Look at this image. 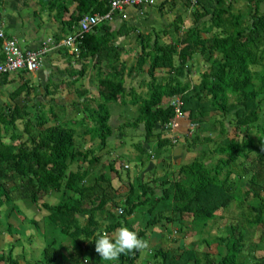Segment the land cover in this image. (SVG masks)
I'll use <instances>...</instances> for the list:
<instances>
[{"label":"trees","instance_id":"trees-1","mask_svg":"<svg viewBox=\"0 0 264 264\" xmlns=\"http://www.w3.org/2000/svg\"><path fill=\"white\" fill-rule=\"evenodd\" d=\"M72 1L76 3L75 9L63 20L67 10L64 1L37 0L42 7L55 12L65 33L72 32L83 15L106 12L110 0ZM236 1L186 0L188 6L195 7L192 24L180 34L183 19L176 16L169 24L173 27L171 32L166 27L161 30L162 35L169 36L168 41L161 40L158 32H137L139 51L130 65L122 59V46L113 41L134 28L125 21L118 26L100 23L79 38L76 56L89 62L80 69L72 70L73 66H69L67 70L81 77L89 64L95 70L98 90L96 96L81 90L77 95L83 101L73 105L82 113L79 122L85 125L83 133L98 140L100 148L106 146L107 138L113 134L108 102L137 106V115L119 125V130L124 136V126L142 124L144 140L135 147L147 160L150 153L146 145L151 140L157 141L158 148L172 145L169 138L161 137V132L174 113L164 100L175 94L183 100L186 118L196 124L189 135V145L202 144L199 154L181 164L171 178L166 175L153 181L158 182V188L139 177L129 183L121 213L106 207L110 200L113 208L119 202L115 199L117 188L111 181L114 176L120 180V172L112 161L101 168V155L91 147H78L74 130L67 123L46 125L48 117L44 113H37L33 122L30 112L21 110L19 105L0 110V207L9 203L13 212L17 198L27 197L35 203L42 193L73 192L54 206L42 204L50 211L45 222L51 223V229H58L60 239L51 237L35 264H72L62 252L65 237L71 239L70 246L74 248L71 257L80 264H135L142 250L121 254L117 262L101 260L95 252L97 235L125 225L146 240V227L162 228L168 222L178 223L179 235L174 236L179 239L168 232L167 240L173 243L166 240L165 244L160 239L148 248L144 263L264 264V248H260L263 254L257 258V244L244 240L239 219L227 223V235L218 236L217 256L207 249L198 251L180 243L189 228L196 231L198 224L207 225L208 220L224 215L219 212L228 211L232 204L249 225L259 229L258 242L264 243V0H242L244 5L234 12ZM197 52L207 55L208 65L201 70L199 81L193 83L189 74ZM133 71L142 76L138 86L146 88L141 91L125 83V77H132ZM157 71H165V80ZM21 118H25L24 138L14 128ZM203 124L206 135L200 137L197 130ZM229 127H234L241 137L228 135ZM210 141L215 145L209 151L203 144ZM75 161L76 169L72 170L71 163ZM140 207H145L149 218L144 229H135L127 217ZM98 210L112 220L104 229L98 226ZM80 213L87 216L84 224L77 218ZM190 222L196 225L191 226ZM177 241L178 246H171ZM203 241L209 245L207 238ZM84 250L86 256L82 258ZM11 251L10 248L7 254H0V260L17 264Z\"/></svg>","mask_w":264,"mask_h":264},{"label":"crops","instance_id":"crops-1","mask_svg":"<svg viewBox=\"0 0 264 264\" xmlns=\"http://www.w3.org/2000/svg\"><path fill=\"white\" fill-rule=\"evenodd\" d=\"M62 1H64V5L67 8V10L63 14V20H66L69 18L72 11H74L76 3L73 2L72 0H62ZM159 1L160 2L158 3V5L163 6L165 2L172 1V0H159ZM133 9H134L133 13L130 14L128 12L127 19H124V20L114 19L109 24L118 26L119 23H121L122 21H125L126 23L129 22L127 24L134 27L131 30H129V33H131L132 31L140 32V29L136 28V26H138L140 23L142 24L148 21L149 19H151L153 14L150 15L149 13L144 11V6L133 8ZM146 16L148 19L145 18ZM0 30H2L7 37H13L14 39H16V42L22 49L38 48L39 46L42 45L43 42H45L49 38H53L54 42H58V40H61L65 35L68 34V33L63 32V27L60 21L55 18V12H51L49 11L48 8L42 7V5L37 2V0H0ZM46 30H49L50 32L47 33L46 35L41 33L43 31L46 32ZM145 33L150 34L151 32L147 31ZM118 38H119V35H118ZM1 45H2V39L0 38V58H1ZM126 53L127 52L124 51L123 55H126ZM87 60L88 59H81V58L79 59L76 55L70 54L63 46L52 47L51 45V49L44 55L43 62L37 70L32 71V72L22 70V71L10 73V74H5L0 77V110H9L19 105L21 110L30 112V117L33 122H35L37 113H44L48 117V123L46 125H51L52 123H55V122L67 123L68 121L71 120L70 121L71 126L69 127H71L74 130L75 144L82 149L83 146L76 142V133H78L79 131L76 132L75 130V125L81 124V122H79V119L82 116V113L81 112L78 113L77 110L75 109V111L77 112L79 116H73V117L62 119L60 115L64 113H69L71 111L70 105L75 108L73 103L77 102L76 101L78 97L77 94L81 90L83 89L87 90L85 94L91 96L89 94L90 93V86H89V81H90L89 75L90 74H87V73L89 69H92V70L94 69L89 67V69L87 70V73L82 75L81 77H78V74H75L74 72L70 71V69L69 71L67 70L69 66L70 67L73 66L72 70L80 69L82 64L84 63L86 64V62H89ZM127 65H130V64H127ZM91 75H93L95 78V70H94V74H91ZM133 76L134 74H132V77ZM95 81H96V78H95ZM73 96H75L76 98ZM79 101L80 102L83 101V98H80ZM167 101L168 99L164 100V102L166 103ZM53 110L54 112H52ZM24 119L25 118L16 120L15 126H14V128H16L15 132L21 133L23 138L26 137V133L23 129ZM73 119L75 120L74 124L72 123ZM189 126H190L189 120L185 118L184 120H182L181 127L179 128V130L177 131L168 130L170 131V133L166 134L165 137L171 140L170 137L172 136L175 137V135L177 134L179 136L181 134L186 135V132ZM18 127L21 128L20 131H17ZM83 131H84V128L81 127V131L79 132V134L81 133L80 139L83 138L84 136L86 140H91L90 136L88 134H84ZM11 133L12 132L10 131L8 135L9 137ZM8 136L6 138H8ZM110 137L111 136H109V138ZM186 138L188 137L186 136ZM92 142H95L93 146H96L95 152L97 153V151L100 148L98 147L99 142L96 139L92 140ZM171 143L172 145L174 144L172 140H171ZM105 149L106 147H103V148H100L99 151L103 150L104 152ZM200 149H201L200 145H198L197 150L196 148L190 147V149H186L187 151H190V152H185L186 154H184V152H179L178 158L182 159L184 156L187 158L188 154L192 153L193 155L192 159H193L196 155H198V152L200 151ZM151 152L152 151L149 150V153ZM100 153L101 152H99L98 154ZM109 155H111L109 156L111 159H114V161L112 160L113 167L117 169L119 167H122L128 170L126 173L127 177L123 176L124 180L123 179L118 180L121 183V185L120 183L117 185L114 184L115 182L114 180L117 179L116 177L112 178V181H111V185L114 188H117L119 185H120V188L122 187L120 189L122 190L121 193L117 195L115 194V197H116L115 199L119 201L118 206L113 208L112 203H111L112 200H110V202H108L106 205V207L113 209L114 211L120 213L119 208L122 209V207L124 206L123 201L128 192L129 183L134 182V180L137 177H139V175H140L139 178L143 179L144 175L146 176L148 171H155L153 170V168L155 167L154 166L155 164H153V162L151 161L142 162L141 166L139 167L140 172L137 175L133 176L134 173L132 170V166L134 165V163H137L136 160L134 162L133 161L129 162L126 159L116 160L115 159L116 154L110 152ZM135 156L136 155H134V157ZM102 157L103 156H101V159ZM152 157H153V154H150V158ZM170 157L172 156L170 155ZM76 163H77L76 161L71 163L70 168L72 170L76 169ZM86 165L87 164H85V166ZM103 165L104 164L102 163L101 166ZM124 165H127V167H125ZM178 165L180 166L181 163H179ZM96 169L94 170L95 172H96ZM130 172L132 176H129ZM142 182H145V181H142ZM10 187H13V185H11ZM66 191H68L67 194L69 195L73 194L71 190H66ZM56 192H59V191L42 193L40 195V198L38 199V201L33 204L34 205L33 209H35V211L37 209V213L34 212L35 219L27 217V214L25 213V212H28L29 206L25 208L22 207V206H25L23 201L27 197L17 198L13 201L14 205L21 206L25 210V212L23 211V213L25 214V217H24V220H22V222L20 221L15 222V220L11 217L12 214H10V217H9L10 224H8L7 227H4V229L5 230L11 229L13 223H17L18 225L23 223V225L25 226L24 233L30 230L28 231V234L29 236H31L28 239L26 235L24 236L22 235L21 237H24V239L28 241L25 245L26 248L19 249V252L14 253V254L13 252H11L13 258L17 261V264H21V263L35 264L36 261L40 260L42 249L45 246L46 242L50 240L51 237H53L52 231H49V233L46 234L47 232H46V228H45L46 226L44 225V222L50 211L44 208L42 204L47 203L50 206L56 205L61 200V197H58ZM60 195L62 196V194ZM19 201L22 202L21 205H19ZM9 207L8 206L6 207V203H5L0 207V210H6V209L8 210ZM33 209L31 208L29 212L33 211ZM96 213H97L96 219L98 221V226L100 229H104V227L107 224L111 223L112 220L107 215L106 212H101V210H98L96 211ZM136 215H137V211H134L131 217L134 218ZM77 218L79 219L81 224H84L87 221V216L85 214H81V213L77 214ZM148 218H149L148 214H146V212L143 210L142 217L135 219L134 222L131 219L130 221H128V223H131L135 228V225L137 227L139 226L138 222L140 220H143V223L145 225ZM10 219H12L14 222L10 221ZM37 219L39 220V222L37 221ZM33 220H34L33 229H31L30 223ZM35 222H38L40 225H38L37 223L35 224ZM172 227H175V225L173 224ZM116 229L112 232H106V233L111 236L115 233ZM154 229H155L154 230L155 235L146 234L147 238L150 239L151 241L149 246L156 244L157 242H159L160 239H162V241L167 240V238L164 236L165 225L161 229L160 228L159 229L154 228ZM168 232L171 233V231L169 230H167L165 233H168ZM172 233L174 234H171V236L175 235L176 230L174 229ZM161 234H162V237H161ZM70 241L71 239L69 237H65L63 239L62 252L72 264H80L79 262H76L74 258L71 257L73 254L74 248L70 246L71 245ZM167 241H169L168 242L169 244L173 243L171 240H167ZM180 243L181 244L183 243L182 240ZM10 248L11 250H13V247H10ZM64 249H66V252L64 251ZM15 250H18V249H15ZM0 254H4L3 251H0ZM85 254H86V250L82 252L81 257L82 258L85 257L86 256ZM143 256L145 255H142V257ZM0 264H7V260L1 259Z\"/></svg>","mask_w":264,"mask_h":264},{"label":"rangeland","instance_id":"rangeland-1","mask_svg":"<svg viewBox=\"0 0 264 264\" xmlns=\"http://www.w3.org/2000/svg\"><path fill=\"white\" fill-rule=\"evenodd\" d=\"M160 1L157 0L156 4L153 5H144V11H146L147 13H149L150 15L153 14V16L151 17V19H149L148 21L144 22V23H140L138 26H136V28L140 29L141 33L146 34L145 32L149 31L151 32L150 34H154L157 33L159 34V36L161 37V40L163 41H167L169 40V36L167 35H162L161 30L165 29V27L168 29L169 32H171V28H173L172 26L169 27V24L173 21V19L176 16H180L182 17V24H181V28H180V34L183 33V30L189 26L190 24H192V12L194 11V5H187V3L185 2V0H172V1H167L164 3L163 6L158 5ZM233 7V11L236 12L237 11V7L243 6V2L242 0H237L234 4ZM133 7H128L127 8V12H129L130 14L133 13ZM147 18V16L145 17ZM148 19V18H147ZM129 23V22H127ZM49 30H46L41 32L43 34H47L49 33ZM137 31H132L131 33L127 34V35H120L119 38L117 37L115 40H113L114 42L116 41L117 45L122 46V48L124 49L126 53V55L122 56V59H124L126 61L127 64H131L134 59L136 54L138 53L139 50V43H138V39L136 37ZM174 36V33H172ZM207 60V55L201 54V53H196L193 56V66H192V70L191 73L189 74V78L191 80V82L195 83L199 81L200 78V73L201 70L203 68H205V66L208 65V63L206 62ZM90 67V65H87L86 70H88ZM87 73V72H86ZM158 76H160L161 80H165L166 78V74L165 71H157L156 72ZM90 81H89V86H90V95L92 96H96L97 94V88L98 85L96 84L95 78L93 75L94 74V70L89 69L88 73ZM134 76L130 77V76H126L125 77V83L128 85H135L137 90L141 91L143 88H146L145 86H143V88H140L138 85L139 83H141L142 81V76L136 74V72L133 71ZM59 94V93H58ZM56 94V95H58ZM59 97V96H58ZM75 97V96H73ZM76 98V97H75ZM80 98L77 97L76 101H79ZM107 107L111 113V117H110V124L113 128V134L111 135V137L107 139V143H106V149L103 152V150L97 151V154L99 152H101L100 154H102L101 156V163H103L105 166H107V164L109 163V161H114V159H111L109 156V153L112 152L114 154H116L115 159H121V160H128L129 162L131 161H137V163H134V165L132 166V170H133V176L137 175L140 172L139 167L141 166L142 162H153V164H155L153 170L155 171H148L147 175L143 177V179H141L142 181H145L147 183H151V185H155L156 188H158V182L152 183L155 180H159L158 178L161 177H165L166 175L168 176V178H171V175L175 174V171L178 169V164H184L187 162H190L192 160V153L188 154V157L186 158L185 156L180 159L178 158V153L179 152H184V154H186L185 152H190L187 151L186 149H190V147L192 148H196L198 145H189V140H190V134L191 133H187L186 135H175L174 139V144L173 145H167L164 148H158L157 147V141L156 140H151L149 142L148 149L151 150L152 152L150 154H153V157L150 158L149 160H147L143 154H141L138 149L135 147V145H137L140 142H143L144 140V136H143V127L142 124H139L137 127H132V126H124L123 127V135H120V130H119V125H121L124 122H129L130 120L133 119V117H135L137 115V106H133V105H122L120 103H115V102H108L107 103ZM53 108V106H52ZM70 109L71 111L69 113H64L61 114L60 117L62 119L68 118V117H73V116H79L77 114V112L75 111V108L73 106L70 105ZM54 112V110L52 111ZM77 114V115H76ZM71 121V120H70ZM70 121L67 122L66 126L69 127L71 126ZM75 120H72V123L74 124ZM53 122V121H52ZM85 125H83V123L79 124V125H75V130L76 132H80L81 131V127L84 128ZM21 128L18 127L17 131H20ZM195 130H193L194 132ZM76 133V142L80 145H82L84 147H91L96 149V146H93L95 144V142H92V140H86V138L83 136V138L80 139V134ZM192 132V133H193ZM170 133V131L166 130V131H162L161 132V137L164 138L166 134ZM197 134L200 137H203L206 135V124H203L201 126L200 129L197 130ZM228 135H232V136H237V138L241 137V133H237L234 127H229L228 129ZM179 136V137H178ZM186 136L189 137V139L186 140ZM215 137V135H214ZM121 138V139H120ZM166 138V137H165ZM202 147V144H199ZM215 145L214 141H210L206 144H203V146H205V148H209V151L212 150V147ZM99 147V146H98ZM179 147V148H178ZM148 150V151H149ZM183 154V153H182ZM199 154V152H198ZM209 154L211 155L212 153L209 152ZM134 155H136L134 157ZM170 155L173 157H170ZM134 157V158H133ZM215 157V156H214ZM173 160H172V159ZM104 161V162H103ZM145 164V163H144ZM177 164V165H176ZM102 165V164H101ZM102 168V166H101ZM100 168V169H101ZM104 168V167H103ZM119 172L118 173L120 175L121 180L123 178V176H126L127 173V169L119 167L118 168ZM131 172H130V175ZM115 177V176H114ZM127 177V176H126ZM125 177V178H126ZM140 177V175H139ZM119 179H115L114 184L117 185L120 182L118 181ZM121 185V183H120ZM120 185L117 187V190L115 191V194H119L121 193L122 190H120ZM58 197H65V195L68 193V191H59L56 192ZM60 194H62L63 196H61ZM60 195V196H59ZM121 201V200H120ZM25 206H22L23 208L28 207L29 206V210L28 212H25V210L21 207V206H17L15 205L14 208V212H12V209L9 208L8 210H0V251H3L4 254H6V252H8L10 247H13V250L11 252L17 253L19 252V249H24L26 248L25 245L28 241H26L24 239V237H21L22 235H26L27 238L29 239L31 236H29L28 231H26V233H24V229L25 226L22 224L18 225L17 223H13L12 224V228L9 230H5L4 227H7L9 223V217L10 214L11 217L15 220V222H22V220H24L25 214L23 213V211L27 214V217L29 218H34V212L37 213V209L35 211L34 208V203L32 201H30V199L25 198V200L23 201ZM118 202V201H117ZM21 201H19V205H21ZM8 204V205H7ZM11 204L6 203V207L10 206ZM33 209V211L29 212L30 209ZM231 209H228V211L226 212H219L220 214H224V215H220L217 219H210L207 221V225L205 226H201V224H198V226H195L196 224L191 223V226H195L196 230L194 228H189L187 233L183 236L182 239V247H190V248H194L198 251H203V250H209L213 256H217L216 254H218V249L220 250V247L218 245V236H224L227 235V233L230 232V229L227 228V223L229 221H233L235 222L238 221L237 219H239V223L238 226H242V231L244 233V240H246L249 243H256V248L254 253L257 256V258H260L261 254H263V249L260 248H264V243L263 242H258V235H259V229L256 226H251L246 222V218L245 216L239 215L240 214V210L236 208L235 204H232L230 206ZM143 210L144 208H139V210L137 209V215L133 218L131 216L127 217V221H130L132 219V221L134 222L135 219H138L139 217L143 216ZM231 214H230V211ZM45 212V211H44ZM96 212H95V216H96ZM3 216V217H2ZM187 219H190L187 218ZM234 219V220H233ZM10 221L14 222L12 219H10ZM34 221V220H33ZM31 221L30 223V228L33 229V224L34 222ZM37 221L39 222V220L37 219ZM25 222V221H24ZM37 222L38 225H40ZM169 223V224H168ZM165 225V231H164V236L167 238H169V234L170 233H165L167 230L172 231L175 229H178V223L175 222L173 223L175 225V227H172L173 224H171L170 222H168ZM203 223V222H201ZM226 223V224H225ZM241 224V225H240ZM37 225V226H38ZM44 225L46 226V234L49 233V231H52L53 233V237L54 238H58L60 239V234L58 232L57 228H54L52 230H50L53 226L51 225V223L49 221L44 222ZM138 227L135 225V229H144L145 225L143 223V220H140L138 222ZM125 226V225H124ZM123 227V226H122ZM134 227V226H133ZM137 227V228H136ZM172 227V229H171ZM154 228H160V225H153V226H149L146 227V234H152L155 235L154 233ZM145 234V235H146ZM175 235H179L178 233H176ZM172 237H175L174 235H172ZM176 239H179L177 237H175ZM203 238H207L209 241V245L203 241ZM20 239V240H19ZM146 241H148V244L151 243L150 239H146ZM164 243L166 244V242L164 241ZM175 245H171L173 247H176L179 245V242L177 241L176 243L174 242ZM151 246H149L148 248H150ZM18 250H15V249ZM147 249L142 250L141 251V255H145L147 256ZM64 251L66 252V249H64ZM145 256H141V258L139 260H137L135 262V264H146L144 263L145 261ZM21 263V262H20ZM24 264V263H21ZM28 264V263H27Z\"/></svg>","mask_w":264,"mask_h":264},{"label":"built area","instance_id":"built-area-1","mask_svg":"<svg viewBox=\"0 0 264 264\" xmlns=\"http://www.w3.org/2000/svg\"><path fill=\"white\" fill-rule=\"evenodd\" d=\"M157 0H110L109 9L104 13L94 12L92 14L83 15L77 22L75 29L65 35L58 42H54L53 38L47 39L41 46L35 49H22L16 39L7 37L5 33L0 30V38L2 39L0 58V77L5 74H10L18 71L32 72L37 70L42 62L44 55L52 47L63 46L70 54L77 55L79 52V38L94 29L100 23H110L114 19L124 20L128 17L127 8H138L144 5H153ZM167 103L173 107V117L168 121L164 127L171 131H177L181 127V122L186 118V114L182 110L183 100L179 94H175L168 99ZM190 123V122H189ZM195 123H190L187 129L188 133H192ZM174 142V137H170ZM127 167V165H124ZM119 212L122 209L119 208Z\"/></svg>","mask_w":264,"mask_h":264},{"label":"clouds","instance_id":"clouds-1","mask_svg":"<svg viewBox=\"0 0 264 264\" xmlns=\"http://www.w3.org/2000/svg\"><path fill=\"white\" fill-rule=\"evenodd\" d=\"M95 252L100 259L117 262L121 254L134 253L149 247L148 241L140 238L136 231L127 226L119 227L113 235L106 232L97 235Z\"/></svg>","mask_w":264,"mask_h":264}]
</instances>
